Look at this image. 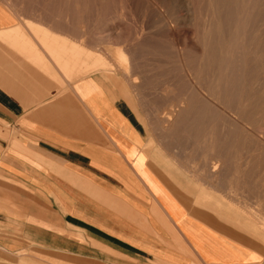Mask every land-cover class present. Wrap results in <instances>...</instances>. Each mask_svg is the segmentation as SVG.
<instances>
[{"label": "crops", "instance_id": "crops-1", "mask_svg": "<svg viewBox=\"0 0 264 264\" xmlns=\"http://www.w3.org/2000/svg\"><path fill=\"white\" fill-rule=\"evenodd\" d=\"M1 8L0 264H264V232L161 172L126 92L90 75L109 70L80 49L76 77L25 23L63 31Z\"/></svg>", "mask_w": 264, "mask_h": 264}, {"label": "rangeland", "instance_id": "rangeland-1", "mask_svg": "<svg viewBox=\"0 0 264 264\" xmlns=\"http://www.w3.org/2000/svg\"><path fill=\"white\" fill-rule=\"evenodd\" d=\"M0 4L63 31L64 38L40 24L25 23L34 35L42 36L44 44L47 38L51 45L66 42L76 77L89 76H79L80 49L82 60L91 54L96 71L109 70L112 82L105 73L90 75L102 77L114 93H129L123 97L142 117L147 137L154 143L151 147L160 149L155 151L160 152L162 173L182 189L191 185L198 196L209 189L213 198L206 191L203 195L210 198L215 216L235 217L245 223L242 226L264 232L260 225L264 223V34L260 23L264 22V0H255L254 16L260 17L254 18L251 35L240 21L245 0L237 3L236 22L226 19L227 31L237 32L229 51L240 74L248 54L246 41L254 44L251 96L245 95L230 71L219 74L213 69L216 63L209 61L218 49L219 36L214 29L206 48L205 0H0ZM206 49L208 62H198ZM119 50L129 53L128 75L122 73L126 64L117 55ZM179 52L184 53L185 64L179 62ZM186 72L198 78L188 79Z\"/></svg>", "mask_w": 264, "mask_h": 264}, {"label": "bare ground", "instance_id": "bare-ground-1", "mask_svg": "<svg viewBox=\"0 0 264 264\" xmlns=\"http://www.w3.org/2000/svg\"><path fill=\"white\" fill-rule=\"evenodd\" d=\"M238 1L239 0H205V3L207 5L206 17L204 19L205 31H206L205 46L207 48L206 43L209 42L210 39L209 36H211L213 30L215 29L216 30L215 33L219 36V39H218V49L212 54V56L209 59L210 62L213 61L216 63V66L213 69L219 74H221L222 71L224 70L228 72L230 71L231 75L235 77L236 81H238L240 87L241 85L243 86V91L245 95L251 96V91L253 87L252 84L253 81L252 51L254 48L253 41L251 39L246 41V48L248 50V54L245 57V66L241 74L238 71L239 67L234 54L230 53L229 51L232 50L233 48V44L235 41L234 38L237 37V32L235 33V32L227 31L228 22L226 19L229 17L231 21L236 20L238 13L237 9L239 7V6L237 7ZM254 8H255V0H245V9L243 12V16L240 18V21L244 22L246 26L245 33L247 32V35H251V32L254 31L253 28L254 18L260 17L258 13H255L254 16V12L256 11V8L255 9ZM260 23H261V32L262 34H264V22H260ZM117 55L123 58L126 64V67L122 73L124 75H128L130 72V61H131L129 57V53L126 51L121 52L119 50ZM205 59L206 62H208L207 49L206 52L204 51L203 57L198 62H202ZM179 62H181L182 64L186 63V58L184 56V53L179 54ZM186 73L188 79L198 78L195 76L192 77L190 72H186Z\"/></svg>", "mask_w": 264, "mask_h": 264}]
</instances>
